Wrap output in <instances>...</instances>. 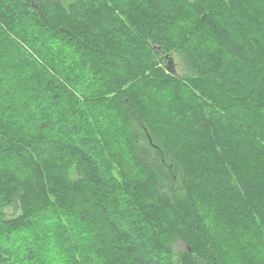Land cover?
<instances>
[{
	"label": "trees",
	"instance_id": "16d2710c",
	"mask_svg": "<svg viewBox=\"0 0 264 264\" xmlns=\"http://www.w3.org/2000/svg\"><path fill=\"white\" fill-rule=\"evenodd\" d=\"M0 264H264V0H0Z\"/></svg>",
	"mask_w": 264,
	"mask_h": 264
}]
</instances>
